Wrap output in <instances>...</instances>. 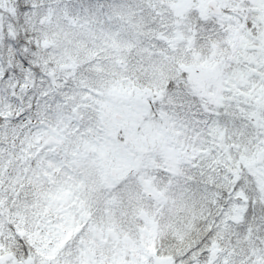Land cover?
Wrapping results in <instances>:
<instances>
[{
    "label": "snow or ice",
    "instance_id": "1",
    "mask_svg": "<svg viewBox=\"0 0 264 264\" xmlns=\"http://www.w3.org/2000/svg\"><path fill=\"white\" fill-rule=\"evenodd\" d=\"M0 264H264V0H0Z\"/></svg>",
    "mask_w": 264,
    "mask_h": 264
}]
</instances>
